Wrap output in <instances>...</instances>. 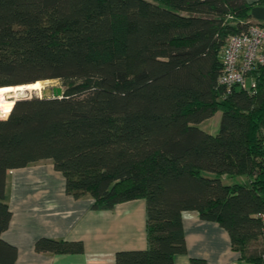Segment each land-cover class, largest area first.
Wrapping results in <instances>:
<instances>
[{
    "label": "trees",
    "instance_id": "1",
    "mask_svg": "<svg viewBox=\"0 0 264 264\" xmlns=\"http://www.w3.org/2000/svg\"><path fill=\"white\" fill-rule=\"evenodd\" d=\"M251 24L264 27V0H0V87L62 88L19 97L0 118V264L17 255L1 237L7 171L44 159L92 208L145 200L146 246L116 251L114 264H171L186 251V210L223 227L241 260L264 264V63L250 89L219 82L223 45ZM217 110L215 133L199 127ZM34 249L83 244L39 237Z\"/></svg>",
    "mask_w": 264,
    "mask_h": 264
},
{
    "label": "crops",
    "instance_id": "2",
    "mask_svg": "<svg viewBox=\"0 0 264 264\" xmlns=\"http://www.w3.org/2000/svg\"><path fill=\"white\" fill-rule=\"evenodd\" d=\"M5 195L11 217L1 237L17 250L14 264H114L116 251L146 246L143 198L92 208L91 196L66 192L65 178L50 159L9 169ZM182 223L186 251L175 254L171 264H190V257L210 264H249L231 248L227 231L217 222L186 210ZM39 237L79 240L83 251L38 252L34 242Z\"/></svg>",
    "mask_w": 264,
    "mask_h": 264
},
{
    "label": "built area",
    "instance_id": "3",
    "mask_svg": "<svg viewBox=\"0 0 264 264\" xmlns=\"http://www.w3.org/2000/svg\"><path fill=\"white\" fill-rule=\"evenodd\" d=\"M221 59L220 83L228 89L233 86L252 88L254 79L249 72L256 64L264 63V27L251 24L246 31L231 34L221 49ZM261 218L264 221V213Z\"/></svg>",
    "mask_w": 264,
    "mask_h": 264
},
{
    "label": "rangeland",
    "instance_id": "4",
    "mask_svg": "<svg viewBox=\"0 0 264 264\" xmlns=\"http://www.w3.org/2000/svg\"><path fill=\"white\" fill-rule=\"evenodd\" d=\"M53 86H58V82L55 80H40V90H31V91L26 90L23 93V95L24 96L37 95L41 92V90L44 87H53ZM13 94L14 93L0 94V99H2V101H5L7 98H9L8 100H6L5 102L2 103L1 110H0V118L5 117L8 114V112L11 108V104H12L13 99H14ZM11 97L13 99H11ZM220 117H221V110H217L211 117L201 121L198 125H199V127L206 130L207 132L215 133L218 129ZM222 180H223V182H234V181L242 182L243 180H245V178H241L238 175L234 176L233 178L225 176Z\"/></svg>",
    "mask_w": 264,
    "mask_h": 264
},
{
    "label": "bare ground",
    "instance_id": "5",
    "mask_svg": "<svg viewBox=\"0 0 264 264\" xmlns=\"http://www.w3.org/2000/svg\"><path fill=\"white\" fill-rule=\"evenodd\" d=\"M26 90H30V91L31 90H40V81H35L33 83L21 84V85H15V86H2V87H0V94L14 93L13 94L14 98H16V97L24 96L23 93ZM8 99L9 98H7L6 100H8ZM11 99H13V98L11 97ZM0 102H3L2 99H0Z\"/></svg>",
    "mask_w": 264,
    "mask_h": 264
},
{
    "label": "water",
    "instance_id": "6",
    "mask_svg": "<svg viewBox=\"0 0 264 264\" xmlns=\"http://www.w3.org/2000/svg\"><path fill=\"white\" fill-rule=\"evenodd\" d=\"M62 95V88L58 86H53V87H44L37 96L39 97H56V96H61ZM24 97V96H22ZM29 97V96H28ZM19 97H16L13 99V102Z\"/></svg>",
    "mask_w": 264,
    "mask_h": 264
}]
</instances>
